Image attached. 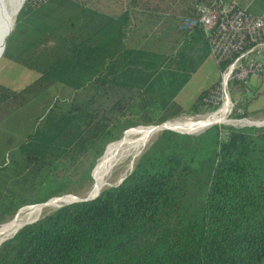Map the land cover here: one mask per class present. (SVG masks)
I'll return each mask as SVG.
<instances>
[{"label": "trees", "instance_id": "16d2710c", "mask_svg": "<svg viewBox=\"0 0 264 264\" xmlns=\"http://www.w3.org/2000/svg\"><path fill=\"white\" fill-rule=\"evenodd\" d=\"M133 2L155 18L171 15L179 40L116 47L114 25L101 32L98 13L74 0H27L20 11L2 58L41 76L20 91L0 84V126L52 88L67 96L34 117L21 142L8 137L0 149V226L24 207L85 197L97 160L133 127L215 110L207 100L218 82L189 109L176 99L212 56L202 29L179 24L196 4L217 0ZM250 79L230 83L235 119L252 115ZM176 131L188 133L160 132L120 185L19 230L0 246V264H264V126Z\"/></svg>", "mask_w": 264, "mask_h": 264}, {"label": "built area", "instance_id": "2783aa9c", "mask_svg": "<svg viewBox=\"0 0 264 264\" xmlns=\"http://www.w3.org/2000/svg\"><path fill=\"white\" fill-rule=\"evenodd\" d=\"M46 1L36 0L38 4ZM194 12V17L181 20L179 29H202L216 63H228L218 85L210 91L207 102L215 107L210 116L227 111L229 117L234 106L230 83L245 81L264 72V14L253 15L237 4H226L223 0H217L210 6L196 4ZM263 126L264 121L250 127Z\"/></svg>", "mask_w": 264, "mask_h": 264}, {"label": "rangeland", "instance_id": "374dc122", "mask_svg": "<svg viewBox=\"0 0 264 264\" xmlns=\"http://www.w3.org/2000/svg\"><path fill=\"white\" fill-rule=\"evenodd\" d=\"M18 38H19V36H17V35H14L12 37L11 40L13 41L12 42L13 47L17 44L16 41L18 40ZM16 64H13L12 61L7 57L1 59V61H0V84L4 87L10 88L14 91H20L23 88H25L27 84L31 83L32 80L29 78V76L22 73L20 71L21 68L17 67ZM221 74L218 72V67L215 63L213 56H211L204 63V65L199 69V71L196 73V75L193 76L191 82L189 83L186 91L189 92L190 94L189 95L187 94L188 96L187 95L183 96L182 102H181L182 104H185L184 105L185 108L189 109L188 108L189 103H191L194 99V98H192V96L195 95V92L197 91V89L199 87H202V86L207 87L212 82H215V83L219 82ZM250 84H251L252 89L249 90L248 92H246V94L244 96L246 98H248V100L250 102L249 111L251 112L252 115L249 118H245V119H235L232 117V115H230L229 117H227L228 123H221L220 125H227V126H233V127H250L252 124H256L258 122L264 121V117L260 114H257V112L259 110L264 108V74L251 77ZM66 96H67V93H64L61 90V87L60 88H52L49 91H47L42 97H40L37 101L32 102L27 107L21 109L18 112V115L15 117V119H12L11 121H6L4 124H2L0 126V149H2L3 145L6 144V139L8 137H11V139L15 141L14 144L21 142L24 139L25 134L30 132L33 118L38 116L40 113H42L46 109V107L48 106L49 103L51 104V102H53L56 99L66 98ZM240 96H241V94L239 92L237 94V96L235 97L236 102L238 101ZM232 103H233V105L235 103L233 97H232ZM210 115H211V113L206 114V115H193V116L188 115V116H184L180 119L168 121L167 123H169V122L174 123V122H180V121L181 122L197 121L199 119L211 117ZM167 123H165V124H167ZM165 124H163V125H165ZM163 125H161V126H163ZM141 126H136V127H133L132 129L128 130L124 134V136L118 141V144L115 147L121 145L130 136V134L133 131L137 130L138 128H141ZM142 127H160V126H154L153 125V126H142ZM174 130H178V129H173L172 131H174ZM206 130H203V131L198 132V133H193V135L202 133ZM167 131H171V129L167 130ZM155 137L152 138L151 142L155 139ZM151 142L143 143L137 148V151H138L137 158L140 156V154L146 149V147ZM108 146H107V148H108ZM106 149L103 152V154L106 152ZM136 160H134L133 158H131V159L128 158L122 162H119L118 165H116V167H114V169L111 171V173L107 177V186L103 190L119 185V183L131 172ZM97 162H98V160H97ZM94 174L96 176L95 171H94ZM92 187H91V189H92ZM90 190H89V192H90ZM88 193L86 194L85 197H87ZM70 197L75 198L76 196H70ZM85 197H83V198H85ZM77 198H79V197H77ZM83 198H80V199H83ZM23 209H25V207ZM23 209H21V210L23 211ZM55 210H57V209L45 210L43 212L42 216H40L38 219H41L42 217H44L48 213L55 211ZM35 220H37V219H35ZM8 222L3 224V226L6 225Z\"/></svg>", "mask_w": 264, "mask_h": 264}, {"label": "crops", "instance_id": "0c3cea01", "mask_svg": "<svg viewBox=\"0 0 264 264\" xmlns=\"http://www.w3.org/2000/svg\"><path fill=\"white\" fill-rule=\"evenodd\" d=\"M76 1L82 3L90 13H98V25L100 28H102L100 30L101 32H105L107 30L108 25H114L115 32L118 33L116 47H119L120 45V47L125 46L127 50L138 49L139 46L155 42L156 39L161 40L163 42V45L171 46L172 41H174L175 39L179 40V33L176 29L177 22L175 20H170L171 15H160L155 18V16L153 15H149L140 11L137 6H134L137 2H133V0H74V2ZM229 1L237 4L241 8L251 12L254 15L259 16L264 14V0ZM95 26V22H91L89 27L95 28ZM122 34H125V37L123 39H119V36ZM108 37L110 38V36ZM103 39V41L106 43V39ZM101 53H104L105 56L108 55V53L103 50H101ZM106 60L109 61L108 59ZM12 63L16 64L15 62ZM216 65L218 67L217 63ZM16 66L21 68L20 71L22 73L29 76V78L32 80L31 83H33L41 76V74L34 69H30L19 64H16ZM196 73L194 75H196ZM191 80L189 81V83L191 82ZM189 83L186 85V87L182 90V92L176 99L177 103L181 105L184 109H186L184 106L185 104H182L181 102L183 96L190 94L186 91ZM214 83L215 82H212L207 87H199L195 92V95H191L194 99L191 103H189L188 108L191 107L196 97L202 91L206 90Z\"/></svg>", "mask_w": 264, "mask_h": 264}, {"label": "bare ground", "instance_id": "6f19581e", "mask_svg": "<svg viewBox=\"0 0 264 264\" xmlns=\"http://www.w3.org/2000/svg\"><path fill=\"white\" fill-rule=\"evenodd\" d=\"M21 3L22 0H0V60L2 58L1 52L6 34H8L14 25V16ZM227 113V111H223L218 116H211L197 121L169 122L160 127H141L133 131L121 145L111 148L107 152L108 154L106 153L104 155L105 157L103 156L98 160L99 162H97L98 164L95 167L96 176L94 185L88 193V197L94 198L100 194L107 186V177L114 167H116L119 162L128 158L136 160L138 154L137 148L143 143L151 142L152 138L160 132L164 130L178 129L192 134L198 133L213 125L228 123ZM74 201H76L75 198L50 200L46 204L27 207L23 209V211H19L11 221L4 226L2 225L0 228V243L5 239L13 237L23 225L36 221L35 219L42 216L45 210L58 209L61 206L70 204Z\"/></svg>", "mask_w": 264, "mask_h": 264}, {"label": "water", "instance_id": "95a60500", "mask_svg": "<svg viewBox=\"0 0 264 264\" xmlns=\"http://www.w3.org/2000/svg\"><path fill=\"white\" fill-rule=\"evenodd\" d=\"M26 2H27V0H22V3L19 5V7L17 8V10H16V13H15V16H14V25H13V27H12V29L8 32V34H6V37H5V41H4V45H3V49H2V52H1V55H2V57H3V55H4V53H5V50H6V45H7V41H8V39H9V37L12 35V33L14 32V30H15V28H16V26H17V18H18V15H19V13H20V11L22 10V8L24 7V5L26 4ZM1 20V19H0ZM217 125V124H216ZM213 126H215V125H213ZM213 126H211V127H213ZM211 127H209V128H211ZM208 128V129H209ZM207 129V130H208ZM165 131H167V130H165ZM175 133H178V132H175ZM179 134H188V135H193L192 133H179ZM122 138V137H121ZM107 148V147H106ZM96 167V166H95ZM133 169V168H132ZM95 171V168H94V170H93V172ZM132 171V170H131ZM93 172H92V177H93ZM131 173V172H130ZM127 177V176H126ZM125 177V178H126ZM124 178V179H125ZM94 179V178H93ZM124 179L119 183V185L124 181ZM118 186V185H117ZM100 194H98L96 197H94V198H89L88 197V195H87V197H85V198H83V199H80V198H77V197H75V199H76V201H74V202H71L70 204H73V203H79V202H86V201H91V200H94V199H96L98 196H99ZM65 197H68V196H65ZM70 204H65V205H63V206H66V205H70ZM63 206H61V207H63ZM28 207H30V206H28ZM60 207V208H61ZM39 219H37L36 221H38ZM36 221H34V222H32V223H28V224H25V225H23V227H25V226H27V225H30V224H33V223H35ZM1 227V226H0ZM22 227V228H23ZM22 228H20L19 230H21ZM18 230V231H19ZM17 231V232H18ZM16 232V233H17ZM15 235V234H14ZM14 237V236H13ZM12 237H10V238H8V239H5L3 242H1L0 243V246L4 243V242H6L7 240H9V239H11Z\"/></svg>", "mask_w": 264, "mask_h": 264}]
</instances>
